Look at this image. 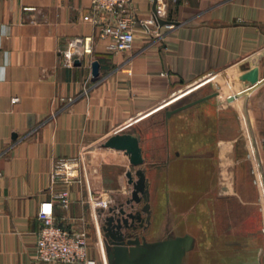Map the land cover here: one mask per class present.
Listing matches in <instances>:
<instances>
[{"label":"crops","instance_id":"obj_1","mask_svg":"<svg viewBox=\"0 0 264 264\" xmlns=\"http://www.w3.org/2000/svg\"><path fill=\"white\" fill-rule=\"evenodd\" d=\"M130 7L152 16L150 0ZM166 15L174 29L147 35L136 25L132 48L108 53L99 30L113 17L90 0H0V264H45L36 259L38 209L59 160L80 158L84 179L70 188L69 211L54 207L57 224L78 230L88 198L117 200L133 168L102 144L118 133L141 136L163 227L189 217L194 250L204 210L211 221L216 207L232 206L240 225L261 218L254 244L264 245V0H173ZM85 37L91 53L63 67L59 52ZM230 226L225 245L243 243Z\"/></svg>","mask_w":264,"mask_h":264},{"label":"built area","instance_id":"obj_2","mask_svg":"<svg viewBox=\"0 0 264 264\" xmlns=\"http://www.w3.org/2000/svg\"><path fill=\"white\" fill-rule=\"evenodd\" d=\"M131 1L90 0L95 11L105 12L113 17L112 21L102 23L99 30L101 39H109V42L105 45V51L108 53L130 50L136 25L143 28L147 35L156 32L150 27H159L158 20L166 19L168 6L173 0H155V11L148 19H139L136 16L130 7ZM150 1L154 2V0ZM164 25L170 30L175 28V23L172 22ZM91 51L90 37L75 38L70 42L69 48L59 52L61 64L67 68L73 67L75 60H80L82 56L91 53ZM180 96L182 95L175 96L166 104L178 99ZM16 100V98L13 99V101ZM80 160V158L61 159L56 163L51 174V199L40 203L38 209V219L41 222V227L36 239V259L40 263L97 264V260L90 255L89 237L85 226L78 230H72L57 224L54 216V207L62 211H69L71 207L70 188L73 183L80 184L84 179V174L80 168ZM120 202L106 196L90 197L86 201L89 218L94 224L100 247L103 235L101 236L102 230L98 211L103 210L104 214L110 206L118 205ZM83 225H86V223L83 222Z\"/></svg>","mask_w":264,"mask_h":264},{"label":"water","instance_id":"obj_3","mask_svg":"<svg viewBox=\"0 0 264 264\" xmlns=\"http://www.w3.org/2000/svg\"><path fill=\"white\" fill-rule=\"evenodd\" d=\"M158 23L164 25L168 22L158 20ZM74 64L80 65L81 62L75 60ZM91 67L92 75L97 77L99 63L93 62ZM201 100L203 99L167 110L166 116L169 117ZM140 140V134L118 133L107 138L102 144L104 148L124 152L133 168L126 173L130 191L124 202L110 206L104 214L103 210L98 211L106 264H184L186 255L193 250L194 239L188 233L176 234L170 218L166 219L161 234L154 240L139 235L150 227L152 214L150 185Z\"/></svg>","mask_w":264,"mask_h":264},{"label":"rangeland","instance_id":"obj_4","mask_svg":"<svg viewBox=\"0 0 264 264\" xmlns=\"http://www.w3.org/2000/svg\"><path fill=\"white\" fill-rule=\"evenodd\" d=\"M180 103V102H179ZM177 104L173 105L171 108L176 106ZM128 186L127 183H124L120 187V192H117V202L125 200V197L128 195ZM189 195V194H188ZM163 202H154V214H151V225L150 227L143 232L149 240H154L157 238L162 231L164 218L159 215V208L161 207ZM189 206L190 202L187 201ZM152 207V206H151ZM235 210L232 209V206L226 209H222V206L216 207L215 209V218L214 220L209 221L207 219L206 210H204L203 216L200 218L198 224L195 226L198 235H199V244L197 247L190 251L185 259L184 264H264V245L259 246L262 248L257 247L254 244V241H260V235H258L255 231L260 226L261 218L258 217H251L248 218L246 221H241V225L238 224L234 219L229 218L228 213H234ZM161 212V211H160ZM184 212V211H183ZM225 213V214H224ZM225 215V216H224ZM227 215V216H226ZM260 215V214H259ZM86 225L85 228L88 232L89 237V247H90V255L97 260V264H105L104 263V248L102 244V231H101V247L99 245V239L96 235V230L94 227L93 222H91L89 215L86 217ZM174 222L176 223V234L183 235L185 233L190 234V218H175ZM231 223V224H230ZM216 225V226H215ZM231 225V226H230ZM214 226L219 228V233L214 234ZM238 227L240 226V234L237 233L233 235L234 238H240L241 242H250L253 245L249 246L250 249H243L241 244H227L225 245L224 240L229 239V235L222 234L221 231L224 227ZM261 227V226H260ZM238 229V228H237ZM216 232V230H215ZM253 232V233H252ZM264 235V234H263ZM228 236V237H227ZM262 238V236H261ZM227 246V247H226ZM254 246V247H253Z\"/></svg>","mask_w":264,"mask_h":264},{"label":"bare ground","instance_id":"obj_5","mask_svg":"<svg viewBox=\"0 0 264 264\" xmlns=\"http://www.w3.org/2000/svg\"><path fill=\"white\" fill-rule=\"evenodd\" d=\"M104 263L106 264L105 254H104Z\"/></svg>","mask_w":264,"mask_h":264},{"label":"flooded vegetation","instance_id":"obj_6","mask_svg":"<svg viewBox=\"0 0 264 264\" xmlns=\"http://www.w3.org/2000/svg\"><path fill=\"white\" fill-rule=\"evenodd\" d=\"M139 235H143V233H139Z\"/></svg>","mask_w":264,"mask_h":264}]
</instances>
